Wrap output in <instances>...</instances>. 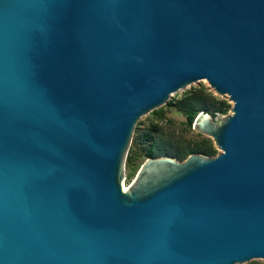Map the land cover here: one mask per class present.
Wrapping results in <instances>:
<instances>
[{
    "label": "water",
    "instance_id": "95a60500",
    "mask_svg": "<svg viewBox=\"0 0 264 264\" xmlns=\"http://www.w3.org/2000/svg\"><path fill=\"white\" fill-rule=\"evenodd\" d=\"M206 83L215 158L125 165ZM264 261V0H0V264Z\"/></svg>",
    "mask_w": 264,
    "mask_h": 264
},
{
    "label": "rangeland",
    "instance_id": "374dc122",
    "mask_svg": "<svg viewBox=\"0 0 264 264\" xmlns=\"http://www.w3.org/2000/svg\"><path fill=\"white\" fill-rule=\"evenodd\" d=\"M202 87L206 88L208 92L213 93V95L217 98V100H223L229 106V110L227 111L226 114L219 112L217 113L216 118L225 119L227 116L231 115L232 105L230 101L226 97H220L216 95V93L206 83L201 82V83L193 84L190 87L174 94L169 100V102L172 101V105L167 104L157 109L160 110L163 108L164 110L163 118H156L152 113H150L144 116L140 120L145 124L142 128L144 132V138L140 142V146L142 147L143 150L139 158L135 159L132 165H130L126 161L124 183L127 185V188H129L133 184V182L137 178V175L141 167L146 162L145 152L152 142L151 140L152 133L150 131L152 124L158 126V131L155 133L153 132L154 137L158 140H161L162 144L165 145V147L167 148L166 153L164 154L163 157L173 158L175 157L174 154L176 150H178L180 147H186V146L213 145L215 150L217 151V155L209 158H215L221 153V151L215 146V143L213 141H210L208 138L203 136L200 132L194 129V127L190 129L187 126L186 115L181 111L179 107V101L183 98L186 92L190 90L198 91ZM133 149H134V145L132 140L130 151ZM131 155L132 153L130 154L129 152L128 158ZM174 159L177 160V158ZM254 262H258L259 264H264V261L262 260L254 261Z\"/></svg>",
    "mask_w": 264,
    "mask_h": 264
},
{
    "label": "trees",
    "instance_id": "16d2710c",
    "mask_svg": "<svg viewBox=\"0 0 264 264\" xmlns=\"http://www.w3.org/2000/svg\"><path fill=\"white\" fill-rule=\"evenodd\" d=\"M168 105H172V101H170ZM179 107L181 111L186 115V124L190 129L193 128L197 117L203 112L210 113L216 118L217 113L221 112L223 114H226L229 110V106L223 100H217L213 93L208 92L204 87H202L198 91L190 90L186 92L183 98L179 101ZM152 114L156 118H163L164 110L163 108L160 110H155L152 112ZM144 125L145 124L140 121L136 126L133 138L134 149L130 151V154L132 153V155L127 160L130 165L133 164L135 159L139 158L143 150L140 146V142L144 138V132L142 130ZM150 131L152 133V142L145 152L146 160L163 157L167 149L165 145L162 144V141L156 139L153 135V132L155 133L158 131V126L152 124ZM193 154H200L206 157H214L217 155V151L215 150L213 145L186 146L180 147L178 150H176L174 154L175 157L173 158H177V160L183 162ZM249 264L259 263L252 261Z\"/></svg>",
    "mask_w": 264,
    "mask_h": 264
},
{
    "label": "bare ground",
    "instance_id": "6f19581e",
    "mask_svg": "<svg viewBox=\"0 0 264 264\" xmlns=\"http://www.w3.org/2000/svg\"><path fill=\"white\" fill-rule=\"evenodd\" d=\"M126 185V184H125ZM127 186V185H126Z\"/></svg>",
    "mask_w": 264,
    "mask_h": 264
}]
</instances>
